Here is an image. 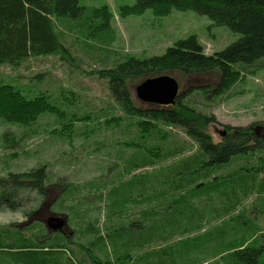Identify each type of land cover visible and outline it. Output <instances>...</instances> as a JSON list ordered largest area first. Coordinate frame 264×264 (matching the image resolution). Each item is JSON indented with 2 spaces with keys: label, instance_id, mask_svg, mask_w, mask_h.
Returning <instances> with one entry per match:
<instances>
[{
  "label": "trees",
  "instance_id": "trees-1",
  "mask_svg": "<svg viewBox=\"0 0 264 264\" xmlns=\"http://www.w3.org/2000/svg\"><path fill=\"white\" fill-rule=\"evenodd\" d=\"M147 9L156 16L167 15L173 9L191 10L208 16L214 25H223L240 34L238 39L212 54H206L197 36L191 34L174 41L160 55L143 58L127 55L113 67L91 72L107 80L120 109L134 118L138 133L124 142L125 145L143 148L146 152L125 169L126 172L132 173L152 166L160 159L184 153L185 145L175 144L173 136L161 126L182 129L196 144V151L168 166L166 172L159 174V179L153 175L154 179H147L148 174H133L118 185L112 183L109 194L115 195L116 199H112L109 205L108 219L102 223V229L97 220H87L85 215L88 213H74L84 225L70 233L51 229L38 219L0 225V264H108L100 259L97 246L104 239L114 237L119 239L115 242L112 264H130V261L132 264H167L168 260L173 264V253L158 255L162 250H172L169 245L158 246L152 253L153 258L136 256V253L153 243L162 245L176 234L201 229L205 212L200 208L205 207V202L212 206L214 212L220 207L223 213L218 215L223 216L237 210L240 199L247 198L256 190L254 180L258 174H264V135L259 134L255 127L264 125V121L253 126L226 125L225 134L215 142L207 131V126L216 122L214 115L196 107L192 103L195 98L191 95L196 93L201 100L215 103L245 74L264 69V0H135L132 4L120 5L118 14L138 15ZM85 10L79 0H0V64L16 66L29 57L65 56L69 53V44L64 34L56 31L54 20L58 17L79 19ZM91 11L101 20V28L108 29L112 16L109 8L103 5ZM235 64H245L250 68L243 66L237 69ZM213 70L219 71L214 88L209 85L189 86L179 93L174 104L166 106L152 103L137 105L128 84L130 78L139 75L155 76L169 72L189 75ZM46 74L38 72L30 79L40 83ZM50 98L46 92H33L16 82L0 80V118L28 125L46 112L63 114ZM6 134L0 133V138ZM232 162L237 166L235 174L227 176L224 171L217 172ZM46 167L47 164L41 163L25 171H9L1 175L0 209L22 208L29 200L23 196L27 191L41 195V201L48 189L56 185L61 187L57 199L61 193L68 192L70 184L61 179L46 183ZM239 176L249 183L233 182L236 178L241 180ZM226 180H232L238 190L233 187L219 189ZM123 186L126 192L121 189ZM213 190L216 196L209 198ZM208 191L205 193L207 196L198 200L202 193ZM98 196L101 198L102 192ZM193 198H196V203ZM122 203L125 205H119ZM65 214L69 217V213ZM30 215L25 213V216ZM220 227L224 230L219 235L223 236L229 227L225 224ZM241 228L233 230L237 232ZM247 237H236L227 244L232 249L233 259L237 264H264V232L261 231L251 242ZM131 256H136V261Z\"/></svg>",
  "mask_w": 264,
  "mask_h": 264
},
{
  "label": "rangeland",
  "instance_id": "rangeland-1",
  "mask_svg": "<svg viewBox=\"0 0 264 264\" xmlns=\"http://www.w3.org/2000/svg\"><path fill=\"white\" fill-rule=\"evenodd\" d=\"M134 1L79 0L86 9L81 18L73 20L58 17L54 20L56 31L62 32L69 44L68 54L63 57L61 54L29 57L16 66L0 64V80L16 82L33 92L39 90L50 94L51 102L63 112L61 115L49 112L40 114L28 125L10 123L0 118V133H7L6 137L0 138V176L9 171H25L44 163L47 164V184L58 179L70 184L69 191L61 193V199L60 196L57 199L61 190L57 185L48 189L43 201L42 196L34 191L24 192L23 196L29 200L24 202L22 208L0 209V225L33 222L37 219L45 223L58 218L66 222L63 231L70 233L84 225L74 213H88L85 215L87 220H97L102 229V223L108 219L109 205L112 199H116L115 195L109 194L112 183L118 185L130 179L133 174H148L147 179L155 176L159 179V174L166 172L168 166L196 151V144L182 129L161 126L173 136L175 144L185 145L184 153L160 159L154 165L133 170L132 173L126 172L125 169L140 160L146 152L143 148L125 145L124 142L138 133L134 118L120 109L108 88L107 80L91 72L113 67L127 55L139 58L160 55L174 41L191 34L197 36L206 54H212L238 39L240 34L223 25H214L208 16L191 10L173 9L164 16H156L150 9L138 15L118 14L120 5L132 4ZM103 5L112 13L108 29L101 28V20L94 17L91 11ZM243 66L250 68L245 64L234 65L237 69ZM38 72L47 74L40 83H35L30 78ZM161 74H168L177 80L179 93L189 86L209 85L214 88L219 79L218 70L189 75L180 72L158 75ZM150 77L154 76L139 75L130 78L128 82L133 100L139 106L148 103L137 98L135 87ZM191 96L195 98L192 103L196 107L214 115L216 122L209 124L207 131L213 141H220L223 132H226V125L253 126L264 121V69L245 74L215 103L201 100L196 93ZM255 128L259 134L264 135V125ZM140 141L144 139L140 138ZM235 166V162H232L217 172L220 174L224 171L230 176L236 173ZM239 177L241 180L236 178L233 182L249 183V180ZM231 181L226 180L219 185V189L233 187L238 190ZM254 182L256 190L247 198L240 199L241 203L233 213L218 215L223 213L220 207L214 212L212 206L205 202V207L200 208L205 212L201 229L183 235L176 234L162 245H148L137 252L136 256L153 258L152 253L157 251L158 246L169 245L172 250H162L158 255L173 253V264H237L227 244L242 235L248 236L251 242L261 231L264 232V186L260 187L264 182V174H258ZM121 189L126 192L125 186ZM100 192L101 198L98 196ZM209 192L202 193L198 200ZM238 193L241 194V191ZM209 195V198L211 195L216 196L215 190ZM193 201L196 203V198ZM25 213L31 215L25 216ZM65 213H69V217ZM224 224L229 228L222 236L219 233L224 229L221 230L220 226ZM236 228L243 230L235 232L233 229ZM102 231L106 233L104 229ZM118 239L106 238L97 246L100 259L103 258L108 264H112L111 260L115 257L114 247ZM136 256H131L134 261ZM167 264L172 263L168 260Z\"/></svg>",
  "mask_w": 264,
  "mask_h": 264
},
{
  "label": "water",
  "instance_id": "water-1",
  "mask_svg": "<svg viewBox=\"0 0 264 264\" xmlns=\"http://www.w3.org/2000/svg\"><path fill=\"white\" fill-rule=\"evenodd\" d=\"M135 93L137 98L144 103L172 105L179 95V84L174 77L161 74L143 80L135 87ZM54 219L60 221L61 224L64 222L58 218Z\"/></svg>",
  "mask_w": 264,
  "mask_h": 264
},
{
  "label": "flooded vegetation",
  "instance_id": "flooded-vegetation-1",
  "mask_svg": "<svg viewBox=\"0 0 264 264\" xmlns=\"http://www.w3.org/2000/svg\"><path fill=\"white\" fill-rule=\"evenodd\" d=\"M45 224L47 225V227L51 228V229H58V230H63L64 225L66 224V222L64 221L62 224L60 223V221H58L57 219H51L48 222H45Z\"/></svg>",
  "mask_w": 264,
  "mask_h": 264
}]
</instances>
